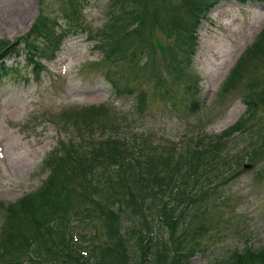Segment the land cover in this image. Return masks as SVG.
Returning a JSON list of instances; mask_svg holds the SVG:
<instances>
[{
  "label": "rangeland",
  "instance_id": "rangeland-1",
  "mask_svg": "<svg viewBox=\"0 0 264 264\" xmlns=\"http://www.w3.org/2000/svg\"><path fill=\"white\" fill-rule=\"evenodd\" d=\"M44 1L48 2L44 12L48 9L53 13L59 29L69 35L53 58L46 53L37 55L43 65L37 73L26 63L24 50H20L18 56L9 54L4 59L14 70L0 77V102L3 103L0 145L4 155V161H0V200L3 202H13L41 184L47 174L41 167L42 158L56 146L57 136L66 138L44 120L43 112L54 117L52 113L62 108L103 104L109 109L110 122L117 125L113 133L132 138L127 128L142 127L145 129L142 134L135 136L139 142H145L146 146L150 143L165 146L169 144L165 138L176 140L178 137L181 142L183 136L199 129L219 133L243 114L241 93L255 97L263 86L264 53H257L253 59H245L247 64L240 82L230 91L219 94L228 69L261 28L263 2L218 1L195 28L193 68L190 62L186 63L185 46L181 42L189 26V11L184 9L187 0H146L144 6V0H137L141 4L132 22L138 26L141 42L128 44L122 51L127 55L125 61L115 68L117 61H101V46L95 47L94 40L86 39V30L100 33L102 27L106 28L111 17L117 15L121 0H87L82 8L81 30L60 18L63 8L67 7L66 0H0V39L13 42L25 33L40 2ZM172 40L179 49L177 61L165 52L166 44H171ZM102 43L106 49L107 43ZM136 52L140 54L134 56ZM59 65L67 68L66 93L59 91L56 77ZM173 65L176 72L172 70ZM195 67L206 77L198 73V78ZM109 69L118 71L124 81L128 80L129 85H122L118 95L113 94L104 77L103 73H109ZM193 98L199 105L191 108L189 103ZM136 100L141 101L140 108ZM199 110L205 112V127L197 119ZM244 126L242 131L228 138L225 146L218 145L227 155L218 168H208L217 159L207 158V163L197 169L193 181L197 184L194 183L192 191L194 202L188 208H181L182 225L177 224L171 230L170 224L156 223L154 210L145 214L153 219L150 224L153 234L162 237L172 247V252L175 245L192 249L188 264H220L232 250L264 246V173L259 171L264 165V154L261 152L251 160L245 154L264 141V103L258 102L253 118ZM172 160H179L177 154H173ZM243 163L248 166L242 167ZM165 164L151 166L149 173L161 176ZM168 167L172 169L173 164L168 163ZM98 197L104 204L103 197ZM76 207L74 204L73 209ZM173 212L176 214L178 210ZM68 213L71 214L70 210ZM233 224L234 233L228 227ZM80 228V225L74 227V233L85 234L86 227L81 231ZM102 240L99 232L95 242ZM20 264L24 263L20 261Z\"/></svg>",
  "mask_w": 264,
  "mask_h": 264
},
{
  "label": "trees",
  "instance_id": "trees-1",
  "mask_svg": "<svg viewBox=\"0 0 264 264\" xmlns=\"http://www.w3.org/2000/svg\"><path fill=\"white\" fill-rule=\"evenodd\" d=\"M187 2L186 9L193 17L191 20L193 29L205 3L202 0ZM47 28L44 20H37L28 34L21 38L23 47L31 52V57L32 52L37 51L34 40L47 39L50 36ZM136 29H133V32ZM110 37L108 34L107 39L111 42ZM127 39H134L137 43L141 40L133 33H126L124 37L115 38L113 49L120 51ZM189 40L190 44H193V39ZM18 42L11 44L8 40L0 39V58L8 50L17 52ZM167 50L171 53L169 48ZM257 52L264 53V24L248 50L242 53L226 75L219 94L240 79L245 59L253 57ZM171 55L174 58V54ZM109 80L118 93L119 80L111 78ZM127 83L128 80L125 84ZM244 103V113L220 135L208 137L207 140L205 138L201 140L199 137L195 139L193 144L201 145L202 148L196 150L191 147L194 137L188 138L181 154L177 156L179 160L173 162L170 153L164 155L153 150L154 147H145L146 165L154 167L158 163H166L161 176L151 173L155 185L159 183L164 185L163 190L158 191L147 188L144 180L138 175L137 161L123 157L122 154L126 153L125 147L119 151L115 143L109 142V137L101 138L95 143H80L83 137L89 136L93 130L103 134L105 129L103 125L108 122L109 115L102 106L90 105L73 111L69 117L70 122L66 124L69 123L72 127L77 141L70 138L72 140L62 146L63 153L52 150L43 158L42 163L44 168L48 169V174L36 190L6 205L0 202V211L4 212L0 227L2 264H20V261L24 264H187L186 261L180 260L182 256L173 255L170 246L162 237L156 236L151 245L146 244L149 241L146 231L151 229V225H146L144 213L148 214L154 210L161 218V221H156L158 225L162 222L170 224L171 228L174 227L175 222L169 220L173 209L180 203L193 202L188 198L192 188L191 182L185 179V177L190 179L188 168H201L207 163V158L209 159V147L217 148L223 137L243 129L257 108L254 97L249 95L244 96ZM175 150L174 145L173 151ZM257 153L258 149L251 150L252 156ZM87 159H92V164L87 163ZM171 161L172 169L167 166ZM91 165L96 170V182L89 190V183L83 176L88 178ZM182 165H185V168L181 169ZM121 169L127 171L126 181ZM147 173L149 174V171ZM108 179L112 182L109 183ZM90 192H96V195L103 197L110 207L93 202L89 197ZM161 193L168 194V200H161L158 197ZM74 204L77 206L75 209ZM71 221H74V225ZM66 224H69L68 227L73 232L74 227L78 225L81 226L80 231L82 227H86L85 234L79 231L76 234L82 241L79 247L87 249V257L83 258L74 251L70 236H65L64 233ZM99 232L103 240L96 243ZM28 239H32L31 244L26 241ZM26 248L32 250L39 261H32L26 257L24 255ZM221 264H264V248L255 250L246 248L228 257Z\"/></svg>",
  "mask_w": 264,
  "mask_h": 264
}]
</instances>
